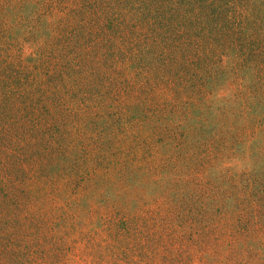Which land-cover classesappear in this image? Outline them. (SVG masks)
Here are the masks:
<instances>
[{"label":"rangeland","instance_id":"rangeland-1","mask_svg":"<svg viewBox=\"0 0 264 264\" xmlns=\"http://www.w3.org/2000/svg\"><path fill=\"white\" fill-rule=\"evenodd\" d=\"M2 2L0 25L10 20L8 15L11 16L12 8H15L14 4L18 0ZM52 2L57 5L54 9L50 7ZM203 2L206 6L220 8L217 17L214 13L213 18H208L213 25L209 27L213 28L210 31L211 37L221 40V43H225L228 38H235L239 46H221L218 51L223 55L214 60V65L200 59L183 71L185 78L179 79L180 82L190 77L191 73L196 76L190 80H195V77L196 80H205L203 84L207 85L201 107L195 104L191 106L189 102L192 99L186 95L188 91L184 82L179 84V91L172 94L173 100L168 99L172 103V114L175 117L169 121L164 132L173 135V156H182L183 147H190L194 142L192 139L196 137L194 135H199L189 136L187 128L194 125L205 137L196 140L203 141L198 149V161L202 163L204 160L208 165H198L197 173L191 174L193 169H188L189 173L180 164L189 175L186 178L181 176L178 181H166L165 174L161 172L151 176L138 169V172L131 168L128 171L123 165L125 157L115 153L116 147H110L112 154L106 153L104 158L93 161V155L83 149L72 138L73 135L66 136L61 144L55 142L61 133V125L57 127V136L44 135L45 144L35 138L34 131L26 132L29 139L27 145L26 137L16 135L15 126H20V122L15 120L20 116L24 118L26 107L34 106L37 100L35 91L42 88L48 90V97H44L43 103L51 106L50 99H63L67 86L73 88L76 84L84 83L91 87L86 74L92 65L88 55L96 54L99 48L94 47L95 41L91 39V27L87 24L86 15L91 11L98 13L101 24H107L110 18L125 22V17L119 18L117 12L112 13L115 0L29 1L26 6L28 11H21L27 13L23 23L27 31L18 27L0 31V208L8 205L12 195L16 194V199L22 201L23 205L33 204L35 208L40 202L48 200L61 215L60 227L54 229L58 231L57 234L60 232L57 244H52L54 239H49L50 243L46 245L35 240L34 252L19 258L13 251V245H10L18 233L15 235L13 229L3 224L4 218H0V264H83L81 258L84 255L96 261V264H108L115 252L110 250L107 242L121 241L127 236L129 238L126 243L138 246L137 261L142 259L141 255L145 252L151 254L150 260L154 259L158 248V233L163 232V228L175 230L179 234L186 231L184 226L187 221L194 222L197 214L203 212L204 201L206 199L208 203L209 199L202 189L208 182H202L211 179L216 185L225 183L224 187L231 186L226 197H232L230 202L238 200L236 204H239L235 216L241 218L240 230L224 239L227 244L225 248L230 251L227 259L233 258L235 264H264V0ZM4 9H7V15ZM55 26L60 29H55ZM116 26H110V29ZM129 37H135V34H129ZM68 39L71 44H67ZM253 41H259L258 52H241L242 49L249 50V43ZM63 45L68 47L64 48ZM70 48L76 56L84 55L86 61L80 63V60L74 62L72 67L69 66L67 60L76 57L70 59ZM191 48L197 49L193 46ZM62 52L70 58H61ZM163 54L168 57L171 55L170 51ZM159 57L165 63L170 62L161 54ZM178 62L183 63L181 60ZM63 67L72 68L66 82L62 79ZM135 70L129 72V76L122 74L114 77L118 87L113 97L106 102L119 103L128 99L123 87L125 82L141 83L140 67L135 65ZM103 88L104 91L107 89L104 85ZM75 90L78 92L76 97L81 98V94H85L79 88ZM181 96L184 98L181 99ZM194 101L200 103L199 97L196 96ZM67 103L68 109L65 112L61 110V117L65 116L61 120L74 113L84 114L76 101L69 100ZM131 110L130 119L135 127L128 124V128L137 131L136 125L140 126L141 117L134 109ZM53 111L55 115L58 114L55 107ZM237 111H242V118L238 115L232 117V113ZM126 114L128 111H125ZM211 115L217 129L209 123ZM35 116V124L38 125L49 120L42 108L41 115ZM225 117L233 118L235 122L228 123ZM222 128L229 135H234L224 138V147L229 148L226 156L218 149L220 141L214 142L215 139L212 141L210 136H205L207 131L220 135ZM177 129H183L178 136ZM150 130L158 131V128L152 125ZM122 145L125 146V143ZM113 154L117 161L111 164L109 158ZM78 168L88 170L84 173L76 172ZM195 177L203 179L200 181ZM249 178L253 180L246 181ZM252 184V187L246 186ZM251 188L257 191L249 193ZM197 198H201L198 205L194 203ZM113 209L120 216L133 217V222L121 231L114 228L115 235L109 232L102 219L104 212L108 217L115 214L112 213ZM248 214L250 219H247ZM149 220L157 224L149 223ZM235 229L232 228L231 233ZM146 230L151 235L155 234L156 238H148L150 234L145 235ZM248 230L249 236L246 235ZM210 231L211 234L216 233L215 228H210ZM169 243L174 248V264L180 263L182 259L185 264H194L197 255L199 264L206 263L207 257L201 249H197L196 243L182 240ZM146 244L148 248L144 246ZM129 251H125V264H132ZM156 257L154 262L158 260L160 264H172L166 262V259L172 260L171 255L166 258L164 253ZM18 259L21 263H17ZM133 264L141 263L134 261Z\"/></svg>","mask_w":264,"mask_h":264},{"label":"trees","instance_id":"trees-1","mask_svg":"<svg viewBox=\"0 0 264 264\" xmlns=\"http://www.w3.org/2000/svg\"><path fill=\"white\" fill-rule=\"evenodd\" d=\"M29 1L33 2L35 0H18L14 4L15 8H12L11 16L8 15L10 20L8 22L3 21V25H0V31H7L13 27L24 28V31H27V28L23 25L27 13L21 11L27 10L26 6ZM203 1L115 0L114 6H112L116 10L113 8L112 13L117 12V17L119 18L125 17V22H121L118 19L114 21V18H110L107 24H101L97 17L98 13L93 11L87 13V24L91 27V39L93 38V41H95L94 47L99 48L96 54L88 55L89 62L92 65L88 67L86 74L91 87L86 86L84 83L76 84L73 88L67 86L63 99H60V97L50 99L52 110L50 105L43 103L44 97H48V90L42 88L35 91V99L37 98V100H35L34 106L26 107L27 113L25 110L26 115H24V118L20 116L19 119L15 120L20 122V126H15L16 135L23 138L26 137L27 145L29 139L26 132L32 133L34 131L36 134L35 138L40 140V142L42 140L44 143V135L57 136L59 132L57 127L61 125V133L56 137L55 142L61 144L66 136L73 135L72 138L82 145L83 149L93 155V161L98 158H104L106 153L108 155L112 154L110 147H116L117 151L115 153L123 154L125 157L123 165L127 167L128 171L131 168L134 172H138V169L140 172L144 171V173L151 176H156V173L161 172L165 174V179L169 182L171 180L178 181L181 176L186 178L190 173L188 169H193L194 172L191 174L197 173L198 165H208L204 160L202 163L198 161V156L200 155L198 149L203 141L198 142L196 140H202L204 136L194 125L187 128L189 130L186 132L189 136L199 135H194L196 137L192 139L194 142H192L190 147L188 145L183 147L182 156H173L171 145L173 135L171 133L165 134L164 132L168 128L169 121H172L173 117H175L172 114L174 112L172 103L168 99L173 100L174 96L172 94L177 93L179 91L178 87H180L179 84L184 82L188 91L186 95L193 100L189 102L191 106L195 104V106L201 107L204 89L207 84H203L205 80H196V77L195 80H190L192 76H196L194 73H191L190 77L186 78L185 81H178L181 78H185L183 71L190 64L194 65V61L200 59H204L205 63L214 65V60L219 55H223L222 52L218 51L221 46L225 48L239 46L235 38H228L225 43H221V40L218 41L211 37L210 31L213 28L209 27L213 25L208 18H213L214 13L217 17L220 8L219 6H206ZM2 3V0H0V4ZM1 6L0 11H3ZM54 6L57 5L52 2L50 7L54 9L56 8ZM4 10L7 15V9ZM110 26H116V28L110 29ZM56 28L60 29L58 26H55ZM129 34H135V37L130 38ZM66 41L67 44H71L69 39ZM249 45V50L242 49L241 52L249 54L259 51V41H253ZM65 46L63 45L64 48ZM192 46L197 49L191 48ZM168 51H170L172 58L163 54ZM69 52L71 58L68 54L65 55L64 52L60 54V57L64 58L66 56L72 59L76 56L71 48ZM160 54L170 62L165 63L159 57ZM199 54L201 56L194 60ZM83 60L86 61L84 55L79 56L77 54L74 60H67V63L72 67L74 62L80 61L81 63L84 62ZM180 60L183 63L178 62ZM175 61L177 62L174 63ZM135 65L140 67V74H142L141 83L125 82L123 87L128 99L119 103L115 101L113 103L106 102L105 100H110L113 97V93L116 92L118 87L114 82V77L122 74L128 75L129 72L136 71ZM61 70L63 73L62 79L66 82L72 68L63 67ZM37 82L38 80L35 83ZM103 85L107 87L105 91ZM76 88H79L80 92L85 93L81 94V98L76 97L78 94L75 90ZM91 90L92 92H89ZM67 96L68 100H66ZM196 96L199 97L200 103L194 101ZM180 98L183 99L184 97L181 96ZM69 100L76 101L77 105L81 106L84 114L78 115L74 113L68 118L61 120L65 117H61V110L65 112L68 109L67 102ZM40 101H42L41 103L44 106H42ZM37 103H40V106H37ZM176 106L178 107L177 104ZM54 107L57 109V115L54 114ZM41 108L49 120L38 125L35 124L37 123V116L35 115H41ZM131 109L138 112L141 117L140 126L139 124L136 125L137 131H130L128 128V124L134 126L130 119L132 115ZM125 111H128V114L125 115ZM35 112L40 113L36 114ZM241 112H233L232 117L235 118L236 115L241 117ZM226 117L224 120L228 121V123L233 124L235 122L233 118L227 119ZM209 123L213 125L214 129H217L212 115ZM152 125L156 126L158 131H148ZM181 131L183 129L176 130L177 136ZM219 132L220 135H213L210 131H207L205 136H210L212 141L215 139L214 142L220 141L221 145L217 144L219 146L218 149L223 156H226V153H229V148L228 146L224 147V142L226 141L224 138L234 137V135H229L223 128ZM124 143L125 146L122 145ZM115 157L113 154L109 158L111 164H113L112 161H117ZM180 164H183L189 173L184 172L185 168ZM61 166L62 164L59 167ZM87 170L78 168L76 172L84 173ZM195 178L200 181L203 179ZM252 180L253 178H249L246 181L251 182ZM256 181L254 182L256 183ZM202 183H207L202 189L206 192L209 199L208 203H206V199L204 201L203 212L197 214L194 222L187 221L185 223L187 225L184 226L186 230L184 232H178L179 234H177L175 230L163 228V232L158 233V248H156L155 255L165 253L166 258L171 255L172 260L166 259V262L174 264V248L169 242L182 240L192 244L196 243L197 249H201L207 257L204 264H235L232 260L233 258L227 259L230 251L226 250L227 244L224 243V239L240 230L239 222L241 218L238 216L236 218L235 216L238 212H236V209L239 207V204H236L238 200L234 199V202H230L232 197H226V194L230 192L231 186L224 187L225 183L216 185L213 179L204 180ZM246 186L252 187L253 184ZM255 190L257 191V189L251 188L248 192L254 194ZM16 197V194L12 195L8 205H3V208H0V218H4L3 221L5 220V222L3 224L13 229L15 235L18 233L10 241L17 258L31 255L34 252L35 240L46 245L50 243L51 239H54L52 244L56 245V240H60V232L57 234L58 231L55 232L54 229L60 227L59 222L61 219V215L57 213V208L48 200L40 202L37 208L33 204L31 206H27L28 204L23 205V202L17 200ZM179 199L183 200V198ZM200 199L197 198L194 203L198 205V200ZM37 201L36 199L35 202ZM112 213L115 214L109 215V217L105 215V212L102 213V219L105 220V227L114 235V228H118L121 231L124 226L126 227L133 222V217L120 216L116 214L117 211L114 209ZM238 214L240 215V212ZM199 215L200 217H198ZM248 215L247 219H250V214ZM122 223L124 224L122 225ZM149 223L157 224V222L151 221ZM210 228H215L216 233L211 234L212 232H209ZM232 228H236L233 233H231ZM249 229L251 228L249 227ZM249 233L248 230L246 235L249 236ZM149 234L148 230H146L145 235L148 236ZM154 237L156 238L155 234L148 236V238ZM128 238L127 236L126 239L121 241L107 242L110 250L115 252V256L108 261V264H125V251L129 250L131 251H129V254H131L130 261H132V264L134 261L141 264H160V262H157L158 260L154 262L157 258L156 256L150 260L149 255L151 254L148 252L143 253L141 255L142 259L137 261L136 252L138 251V246L128 244L129 242L126 243ZM144 246L148 248V244ZM81 259H83V261L81 260L83 264H87V262L97 263L89 260L86 255ZM196 259H198V255L194 260V264H199ZM17 263H21L20 259L17 260ZM178 264L185 263L182 259Z\"/></svg>","mask_w":264,"mask_h":264}]
</instances>
